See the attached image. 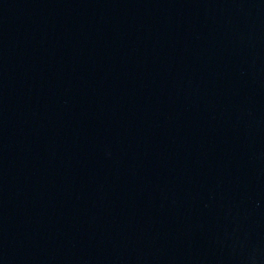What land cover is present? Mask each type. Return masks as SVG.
<instances>
[{
    "label": "water",
    "instance_id": "1",
    "mask_svg": "<svg viewBox=\"0 0 264 264\" xmlns=\"http://www.w3.org/2000/svg\"><path fill=\"white\" fill-rule=\"evenodd\" d=\"M0 264H264V0H0Z\"/></svg>",
    "mask_w": 264,
    "mask_h": 264
}]
</instances>
